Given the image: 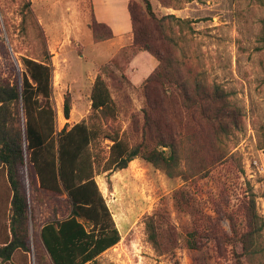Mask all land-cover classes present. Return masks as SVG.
<instances>
[{"label": "rangeland", "instance_id": "rangeland-1", "mask_svg": "<svg viewBox=\"0 0 264 264\" xmlns=\"http://www.w3.org/2000/svg\"><path fill=\"white\" fill-rule=\"evenodd\" d=\"M149 1L154 16L148 13L143 0H0V75L22 82L23 59L44 61L47 50L54 67L52 101L57 111V130L61 131L89 122L91 80L102 72L117 114L110 121L100 120V126L107 133L119 132L129 145L141 142L148 105L146 88L153 101L160 99L162 91L161 87L143 86L158 63L155 58L139 52L127 65L121 53L134 39L128 10L131 4L139 19L137 30L154 37L150 46H157L160 39L182 63L177 78L185 90L193 92L195 79L202 72L208 85L217 84L229 94L234 111L229 124L233 135L220 151L228 153L229 158L232 154L236 157L224 159L201 177L186 172L170 178L140 158L123 170L104 172L98 168L96 181L121 241L89 264H239L238 260L246 264L240 244L209 239L194 250L188 247L187 239L191 232L201 230L197 208L217 221L216 236L225 233L232 238L228 216L243 214V203L250 194L257 214L264 220V0ZM171 16L184 23H177ZM94 24L102 41L94 39ZM110 30L114 36L108 39ZM67 96L71 98L69 119L63 112ZM178 109L188 129L182 135H191L184 147L187 159L191 148L195 160L207 162L219 155L214 129L204 126V133L195 132L188 110L181 106ZM20 127L23 130L22 113ZM111 145L100 138L92 146L103 160L101 167L107 162ZM188 162L183 164L184 171L189 169ZM28 172L27 167L22 175L30 197ZM182 193L195 209L180 203ZM12 196L6 169L0 166V247L12 239ZM31 206V251L17 250L10 261L0 259L1 264H53L40 232L54 216L66 217V206L41 193L34 194ZM150 220L163 233L159 249L148 239Z\"/></svg>", "mask_w": 264, "mask_h": 264}, {"label": "trees", "instance_id": "trees-1", "mask_svg": "<svg viewBox=\"0 0 264 264\" xmlns=\"http://www.w3.org/2000/svg\"><path fill=\"white\" fill-rule=\"evenodd\" d=\"M143 2L148 13L154 16L150 1ZM26 8L30 9V3ZM128 10L134 39L121 53L126 57L127 65L139 52H147L154 57L158 65L144 80L143 86L161 87L162 91L160 99L153 101L149 99L151 94L146 88L148 105L144 112V138L141 142L129 145L119 132L107 133L103 125L100 126V120L110 121L117 114L115 101L102 72L97 75L91 89L89 122L83 121L61 131L57 130V111L52 101L54 67L47 50L44 61L23 59L25 70L22 72V82L0 75V166L5 167L13 192L12 239L0 247V259L4 262L10 261L17 250L31 251L30 221L34 219L31 205L35 193L63 202L68 212L61 219L54 216V220L46 222L41 228L43 247L52 263L89 264L121 241V234L96 181L98 168L104 172L123 170L140 158L164 171L170 178L183 176L186 172L192 174L190 176L201 177L211 173L224 159L235 160L236 155L232 154L229 158L228 153L220 151L233 135L229 124L234 111L229 94L217 84L208 85L202 72L195 79L193 92L185 90L177 78L179 66L182 65L180 60L172 51L165 49L160 39H157V46H150L154 37L137 30L139 19L136 11L131 4ZM29 13L32 14L30 10ZM171 18L177 23H184L174 16ZM91 28L94 39L102 41L96 33V25ZM113 36L110 30L108 39ZM179 106L188 110L195 132L204 133V126L214 129L215 147L221 152L219 155L207 162L195 160L191 158V148L187 159L184 147L191 140V135H182L187 128ZM63 112L69 119L70 96L65 99ZM20 113L24 119L23 130L20 127ZM172 125L174 130H179L174 131ZM100 138L112 143L107 162L102 167L103 160L92 149ZM187 160L189 169L184 171L183 164L186 165ZM27 167L32 191L30 197L23 182ZM181 196L183 200L180 203L184 202L187 208L195 209L190 198L183 193ZM248 201L243 203V214L228 216L233 234L229 239L225 233L217 237L214 233L217 221L204 214L203 209H195L201 230L188 235V247L196 250L200 243L209 239L221 243L231 241L242 247L246 264H264V220L256 212L253 195L250 194ZM240 216L242 222L239 223ZM147 232L150 243L159 249L163 233L153 220L148 222Z\"/></svg>", "mask_w": 264, "mask_h": 264}, {"label": "crops", "instance_id": "crops-1", "mask_svg": "<svg viewBox=\"0 0 264 264\" xmlns=\"http://www.w3.org/2000/svg\"><path fill=\"white\" fill-rule=\"evenodd\" d=\"M148 54H149V53H148ZM153 58H154V57H153ZM157 65H158V63L156 64V66L154 67V69L157 67ZM154 69H153V70H154ZM153 70H152V71H153ZM152 71H151V73H152ZM151 73H150V74H151ZM95 74H96V72L94 73V75H95ZM150 74H149V75H150ZM95 79H96V76H93V77H92V80H91V84L94 83Z\"/></svg>", "mask_w": 264, "mask_h": 264}, {"label": "water", "instance_id": "water-1", "mask_svg": "<svg viewBox=\"0 0 264 264\" xmlns=\"http://www.w3.org/2000/svg\"><path fill=\"white\" fill-rule=\"evenodd\" d=\"M6 43H7V45L9 46V49H10V51L12 52V48H11V46H10V44H9V41H8V39L6 40ZM15 60V59H14ZM15 62H16V64L18 65V62L15 60ZM0 264H1V261H0Z\"/></svg>", "mask_w": 264, "mask_h": 264}]
</instances>
